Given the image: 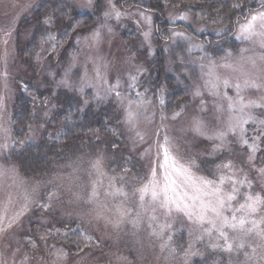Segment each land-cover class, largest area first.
Listing matches in <instances>:
<instances>
[{"label": "rangeland", "instance_id": "374dc122", "mask_svg": "<svg viewBox=\"0 0 264 264\" xmlns=\"http://www.w3.org/2000/svg\"><path fill=\"white\" fill-rule=\"evenodd\" d=\"M255 1L251 12L264 10V0ZM84 14L93 15L86 24ZM164 19L170 26L162 30L155 13L116 0H0V146H10L0 148V264H199L212 253L228 264H264V204L246 217L258 222L255 231L223 229L233 245L228 252L216 229L206 231L211 224L175 205L169 211L150 194L140 199L145 186L173 181L177 192L191 194L177 171L181 166L216 183L221 176L245 179L236 184L233 208L245 203L244 194L264 197V140L254 156L239 141L243 119L251 114L264 120V107L241 111L249 101L264 105V38L237 39L233 26L226 41L205 44L194 33L227 27L198 22L188 9L167 8ZM160 61L173 80L170 87L157 79ZM138 73L143 75L136 91H149L143 106L133 103L136 117L129 125L127 100L122 107L115 94L106 93L119 81L122 95L135 98L125 89L129 75ZM224 80L232 87L225 88ZM246 81L260 87L244 88ZM212 83L217 96L210 93ZM159 86L163 106L155 98ZM24 101L34 113L27 129L15 125ZM77 115L90 127L82 135L87 140L45 175L23 177L17 151L26 142L60 140ZM244 128L250 144L264 133L257 122ZM221 131L224 146L217 149ZM229 162L231 169L218 167ZM232 186L226 180L222 187L227 193ZM224 214L232 219V212ZM235 216L239 221L244 214ZM240 243L244 247L237 249Z\"/></svg>", "mask_w": 264, "mask_h": 264}, {"label": "snow or ice", "instance_id": "6c2138e0", "mask_svg": "<svg viewBox=\"0 0 264 264\" xmlns=\"http://www.w3.org/2000/svg\"><path fill=\"white\" fill-rule=\"evenodd\" d=\"M63 2V0H61ZM242 9V5H240ZM105 15H108V13H105ZM119 16V13H117V17ZM183 19H186V17H182ZM243 22L241 20H237L234 27H235V35L237 39H243V40H251L256 36H260L264 38V10L257 11V12H251L247 15H243L242 17ZM228 29H222L217 34L220 35L221 33H227ZM97 38L99 36V33L94 34ZM147 35V34H145ZM174 36H180L184 37V33H173ZM195 47H201L199 45H196ZM261 47H264V44L261 45ZM261 60H264V57L260 58ZM255 63V61H253ZM143 73H138L136 75H129L126 91L131 94L132 92H135V98H127L122 95V93L119 91L122 87H124L119 81L117 83L110 85V87L107 90L106 95L111 96L115 94L118 98V100L121 102L123 107V102L127 100V106L123 107V111L125 113L124 115V122L132 125L133 121L135 120L136 113L132 110V105L135 103L138 107L143 106L145 96L149 89H144L143 92L136 91V89L139 88L141 79H142ZM107 82V81H105ZM61 84H67L66 80L60 81ZM151 83V82H150ZM224 87L229 88L232 87V85L229 84L228 80L223 81ZM260 85L255 83L254 81L248 82L246 81L244 84V88H259ZM235 89L237 92V95L240 94L242 91L241 85L236 84ZM210 93L213 96L219 95L217 91V85L215 83L211 84L210 87ZM159 96H156L155 98L159 99V103L161 106L165 104V100L163 99L164 95V86H159L158 88ZM196 96L200 95V92L195 93ZM224 96L231 101V97H227V93H224ZM229 108L231 109L233 107L232 103H229ZM219 107V106H217ZM257 107H264V105L257 104L255 101H249L248 104L244 105L242 104L241 111H243L244 108H257ZM176 115H179L178 113ZM163 119V116H162ZM249 121L257 122L260 126L264 127V120H258L254 121V118L251 114L247 116V118L243 119L239 123V141L242 146H247L253 156L255 155L257 148H258V141L264 140V133H259L256 135L253 142L250 144L249 139L247 138V130L244 128V124H247ZM200 130V122H197V131ZM228 131L236 134V126L230 125L228 128ZM255 131V130H254ZM226 133L221 131L218 132L216 135V139H219L222 143L216 145L217 149L223 148V141L225 138ZM211 138V137H209ZM167 140V137L165 138ZM10 146L7 144H4L0 146L2 149H8ZM166 158H167V150L165 152ZM251 158V157H250ZM194 164V162H192ZM99 166V161L96 162L94 167ZM218 167H222L225 169H231L232 165L231 162L222 164ZM179 175H181L184 178L186 187L191 190V194L187 191L183 192H177L176 188L174 187L175 181L171 182V186L169 184H165L163 188H161L159 185L153 183L149 186H145L144 188L140 189V199L143 201L145 194H150L153 201H160L161 207H167L169 208V211H171V206L175 205L177 211H183L186 214L191 216H196L197 220L201 223L207 222L208 224L212 225V228L207 229L206 231L211 232L213 229H216V231L219 232V235L221 238L225 240V246L224 250L231 252L233 250V245L231 243H228V237L227 233L223 231L225 227L236 230H242L245 233H251L255 231L258 227V222L256 220L248 221L246 217L252 213H256L258 208L264 204V197H261L259 194L252 195V194H244V200L245 203H241L238 208H233V201L236 200V194L240 191L238 187H236V184L244 185L245 179H241L239 181H236L232 176L224 177L221 176L219 183H216L213 180H207L203 177H196L192 174L190 168H186L181 166L179 169H177ZM261 173H264V169H260ZM227 181L232 182V188L231 191L225 192L223 189V185ZM119 191V190H118ZM51 198V196H50ZM232 212L233 216L232 219L229 220V218L224 214L225 212ZM240 212L243 213L244 216L239 219V221L236 220L235 213ZM208 213L212 214V217H208ZM127 213L122 212L121 216H125ZM139 217H137L136 220H133V224L138 223ZM217 222H219L220 227L217 228ZM251 223L252 227L246 228V224ZM167 227V225L162 226ZM213 247H216V245H213ZM244 247L243 243L237 244V249H242ZM187 256H194L197 255V253H185ZM250 259V258H249ZM246 264V262H245Z\"/></svg>", "mask_w": 264, "mask_h": 264}, {"label": "trees", "instance_id": "16d2710c", "mask_svg": "<svg viewBox=\"0 0 264 264\" xmlns=\"http://www.w3.org/2000/svg\"><path fill=\"white\" fill-rule=\"evenodd\" d=\"M119 4H129L132 6L142 7L156 14L157 20L156 24H159L162 30H165L169 23L164 19V13L167 8L176 9H188L194 16L196 21H209L214 22L217 25H225L228 29L227 33H221L218 35L216 32H202L194 33L197 39L203 41L205 44L208 41L212 43L224 42L231 35L232 29L236 21L256 8L255 0H116ZM127 2V3H126ZM242 5L241 7H239ZM131 7V6H130ZM129 8V7H128ZM84 14L81 17V22L88 23L89 17ZM84 18V20L82 19ZM80 19V18H79ZM82 23V24H83ZM176 26L185 25L177 23ZM189 30L188 27H186ZM191 31V30H190ZM164 33V37H165ZM167 38V37H166ZM162 60V59H161ZM158 64L157 79L166 80L170 87L173 80L170 76H166V72L162 68L161 61ZM172 96H177L179 91L176 89L172 90ZM32 105L24 101L21 103L18 112L16 114L15 125L18 127H26L32 123L33 119V108ZM80 116L74 117V120L69 123L66 127L62 138L58 141H42V142H26L25 146L17 151V156H15L16 162L22 172L23 177H41L47 172H50L53 164L63 161L64 157L69 156L70 150L78 149L86 140V136H82L83 133L90 128H86L83 121L79 119ZM21 136L19 133L17 134ZM73 139V141H72ZM69 140L72 141L69 143ZM75 151V150H74ZM217 253H212L210 256H206L203 262L199 264H213L212 261L220 258L221 264H228L227 258L225 256H217ZM198 263V262H197Z\"/></svg>", "mask_w": 264, "mask_h": 264}]
</instances>
